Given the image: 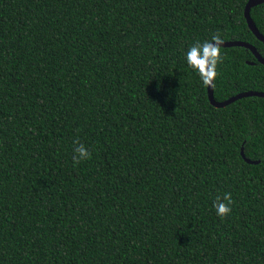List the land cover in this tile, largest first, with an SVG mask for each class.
<instances>
[{
  "label": "trees",
  "instance_id": "1",
  "mask_svg": "<svg viewBox=\"0 0 264 264\" xmlns=\"http://www.w3.org/2000/svg\"><path fill=\"white\" fill-rule=\"evenodd\" d=\"M247 1L0 0V264H264V98L215 108L185 59L264 58ZM219 52L215 101L264 93Z\"/></svg>",
  "mask_w": 264,
  "mask_h": 264
},
{
  "label": "clouds",
  "instance_id": "2",
  "mask_svg": "<svg viewBox=\"0 0 264 264\" xmlns=\"http://www.w3.org/2000/svg\"><path fill=\"white\" fill-rule=\"evenodd\" d=\"M220 43V37L213 36L211 41L194 44L188 49L186 53L185 59L187 64L200 76L201 80L205 83H210L216 75V65L220 60ZM75 152L77 153V163L90 158V153L84 147V145H79L75 149ZM223 201H227V203ZM223 201H218L214 205L216 214L219 217L227 216L231 212L230 194H226L223 198Z\"/></svg>",
  "mask_w": 264,
  "mask_h": 264
},
{
  "label": "water",
  "instance_id": "3",
  "mask_svg": "<svg viewBox=\"0 0 264 264\" xmlns=\"http://www.w3.org/2000/svg\"><path fill=\"white\" fill-rule=\"evenodd\" d=\"M262 3H264V0H248L246 5H245V8H244V18L246 20L248 28L253 33V35L260 42H262L264 44V36L258 31L253 20L250 17L251 8H253L257 5H260ZM235 46L244 47L246 49H249L251 51V53L253 54V56L255 57V59L259 63L264 65V58L259 54V52L256 50V48L249 43L242 42V41H227V42H221L219 45V47H223V48L224 47H235ZM248 64H252V63H248ZM207 96H208V100L212 106H214L215 108H222V107L227 106L228 104L235 102L238 99L245 98V97H262V98H264V93L263 92H257V91H247V92L239 93L233 97H230L229 99H227L225 101L217 102V101H215L214 96H213V79H212L211 82L207 84ZM241 155L243 156V158L248 163H258L259 162V161H252V160L246 159L244 156L243 150H241Z\"/></svg>",
  "mask_w": 264,
  "mask_h": 264
}]
</instances>
